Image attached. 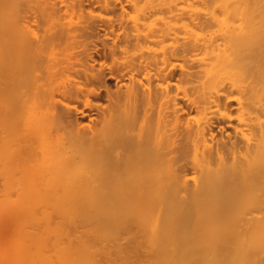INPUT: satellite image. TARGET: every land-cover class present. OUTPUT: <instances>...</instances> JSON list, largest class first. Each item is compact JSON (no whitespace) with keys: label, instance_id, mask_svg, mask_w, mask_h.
Segmentation results:
<instances>
[{"label":"bare ground","instance_id":"obj_1","mask_svg":"<svg viewBox=\"0 0 264 264\" xmlns=\"http://www.w3.org/2000/svg\"><path fill=\"white\" fill-rule=\"evenodd\" d=\"M0 264H264V0H0Z\"/></svg>","mask_w":264,"mask_h":264},{"label":"rangeland","instance_id":"obj_2","mask_svg":"<svg viewBox=\"0 0 264 264\" xmlns=\"http://www.w3.org/2000/svg\"><path fill=\"white\" fill-rule=\"evenodd\" d=\"M110 79H108V84H109V82H110V84L111 85H109L110 87H111V89H115V83H116V81H115V79L114 78H111V77H109ZM112 79H114V80H112ZM28 133V135H29V132H27Z\"/></svg>","mask_w":264,"mask_h":264}]
</instances>
